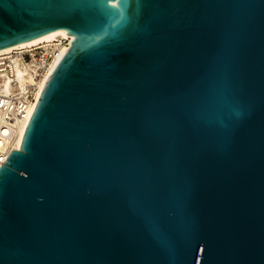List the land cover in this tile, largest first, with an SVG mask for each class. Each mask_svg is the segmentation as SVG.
Masks as SVG:
<instances>
[{
	"label": "water",
	"instance_id": "water-1",
	"mask_svg": "<svg viewBox=\"0 0 264 264\" xmlns=\"http://www.w3.org/2000/svg\"><path fill=\"white\" fill-rule=\"evenodd\" d=\"M58 30L0 264H264V0H0V51Z\"/></svg>",
	"mask_w": 264,
	"mask_h": 264
},
{
	"label": "built area",
	"instance_id": "built-area-1",
	"mask_svg": "<svg viewBox=\"0 0 264 264\" xmlns=\"http://www.w3.org/2000/svg\"><path fill=\"white\" fill-rule=\"evenodd\" d=\"M67 47L68 40L62 39L0 54V129H6L7 137L12 138L17 125L28 117L36 103L39 81L49 72L61 50L66 51ZM18 73L28 80L22 87L6 91L3 82L16 79ZM6 158L0 150V165Z\"/></svg>",
	"mask_w": 264,
	"mask_h": 264
},
{
	"label": "bare ground",
	"instance_id": "bare-ground-1",
	"mask_svg": "<svg viewBox=\"0 0 264 264\" xmlns=\"http://www.w3.org/2000/svg\"><path fill=\"white\" fill-rule=\"evenodd\" d=\"M69 38L70 36L62 31H54V32H51V33H48V34H45L41 37H38V38H35L33 40H30V41H27V42H24V43H20L18 45H15L13 47H9V48H6L2 51H0V54L1 53H6V52H10L12 50H19V49H23V48H30V47H33V46H37L41 43H52V42H55V41H59V40H62V39H65V40H68L69 41ZM65 52V49H62L61 52H60V55L56 57V59L54 60V63L51 65V68L49 70V72L39 81V84H38V88H39V92L36 96V101L38 100L42 90H43V87L46 83V80L49 76V74L51 73V71L53 70L55 64H56V61L59 59V57ZM28 80L27 77L23 76L21 73H18V76L16 79H13V80H5L3 82V86H4V89L6 91H9L10 88H13V87H16V88H20L24 85V83ZM35 104L34 103V106L32 107V109L29 111L28 113V117L23 121L21 122L20 124L17 125L16 127V130H15V134L12 138H9L7 137V131L6 129H0V150L4 153L5 155V158L8 156L9 152L12 151V150H17L18 148V144L20 142V139L23 135V132L25 130V127L28 123V120L32 114V111L35 107Z\"/></svg>",
	"mask_w": 264,
	"mask_h": 264
}]
</instances>
